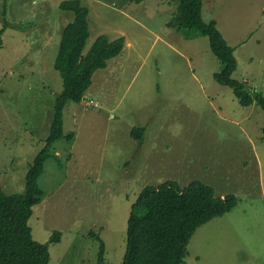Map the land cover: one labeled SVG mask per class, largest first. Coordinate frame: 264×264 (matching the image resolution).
Wrapping results in <instances>:
<instances>
[{
  "label": "rangeland",
  "instance_id": "374dc122",
  "mask_svg": "<svg viewBox=\"0 0 264 264\" xmlns=\"http://www.w3.org/2000/svg\"><path fill=\"white\" fill-rule=\"evenodd\" d=\"M61 0H0V185L22 193L50 133L62 77L54 61L74 14ZM90 36L125 37L121 53L92 76L86 98L68 101L64 133L38 178L43 194L29 218L49 244L48 264H122L131 206L146 185L194 180L237 205L201 225L182 264H264V111L242 105L214 74L223 64L208 36L186 38L168 22L170 0H82ZM235 47L233 77L264 93V0H202ZM94 100L97 104H88ZM145 126L144 139L131 135ZM59 231V241L50 242Z\"/></svg>",
  "mask_w": 264,
  "mask_h": 264
},
{
  "label": "trees",
  "instance_id": "16d2710c",
  "mask_svg": "<svg viewBox=\"0 0 264 264\" xmlns=\"http://www.w3.org/2000/svg\"><path fill=\"white\" fill-rule=\"evenodd\" d=\"M170 1L177 2L178 10L168 26L186 38L208 36L212 52L223 64L222 69L214 74L215 79L231 87L242 105L256 103L264 111V93L251 91L243 81L233 77L237 68L235 47L226 41L216 20H203L202 0ZM59 7L74 14L72 21L63 28L54 61V67L62 77L63 87L54 103L50 133L45 145L26 173L24 192L9 194L0 185V264H48L49 244L34 239L29 224L32 208L39 203L43 194L38 178L47 158L53 155L54 142L61 137L72 139L74 136L73 131L64 133L63 112L67 102L83 101L92 84L94 72L105 68L108 60L119 55L125 45L124 36L110 39L106 34H100L85 52L90 36L89 7L82 0H61ZM6 27L0 30L1 33ZM145 130V126L134 127L131 135L142 141ZM238 201L235 194L216 195L211 185L198 180L185 187L174 180L146 185L131 206L122 264H182L196 230L213 218L231 211ZM92 235L100 240L98 264H110L105 258L104 240L95 232ZM60 238L61 233L56 231L50 242L59 241Z\"/></svg>",
  "mask_w": 264,
  "mask_h": 264
},
{
  "label": "built area",
  "instance_id": "2783aa9c",
  "mask_svg": "<svg viewBox=\"0 0 264 264\" xmlns=\"http://www.w3.org/2000/svg\"><path fill=\"white\" fill-rule=\"evenodd\" d=\"M88 104H94V105H96L97 103L94 100H90V101H88Z\"/></svg>",
  "mask_w": 264,
  "mask_h": 264
}]
</instances>
